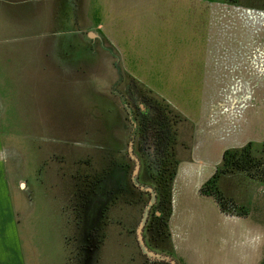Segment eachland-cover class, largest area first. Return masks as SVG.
I'll use <instances>...</instances> for the list:
<instances>
[{
	"label": "rangeland",
	"instance_id": "obj_1",
	"mask_svg": "<svg viewBox=\"0 0 264 264\" xmlns=\"http://www.w3.org/2000/svg\"><path fill=\"white\" fill-rule=\"evenodd\" d=\"M124 1L120 0L126 3L123 7L119 4L114 7L113 0H105L104 15L107 17V9L115 11V15L110 24L106 20L104 24L103 0H0V86L6 100L0 99V104L5 103L10 120L3 125L10 138L6 149L12 168L10 176L15 194L26 202L24 214L27 211L29 216L25 224L30 244L41 255L40 248L47 242L48 234L53 233L58 243L53 244L55 250L48 252L55 259L62 237L67 233L73 239L70 253L73 264L79 263L76 254L80 257L81 251L77 245L82 246L84 241L80 243L78 239L80 235L84 238L86 231L99 244L84 253V264H158L148 261L137 242V227L151 196L131 184L134 157L140 159L136 177L156 194L144 231L151 247L152 236L166 235L161 213L166 214L167 204L162 197L158 202L156 185L150 177L152 166L158 165L154 158H148L145 146L139 144L136 128L141 111L138 107L142 111L146 108L136 94L170 105L180 116L172 127L176 134L173 153L178 165L193 163L194 158L201 165V170L197 169L200 178L191 168L180 169L177 165L173 181L179 172L184 177V169L192 171L189 172L194 181L180 182L175 188L179 198L175 217L172 219L171 214L168 221L170 235V226L174 233H183L181 214L187 215L190 221L198 208L210 209L195 197L203 195L201 189L206 183L198 191L195 184L199 179L210 178L206 177L213 173L212 167L223 149H239L252 143L257 156L264 149V78L260 75L255 81L251 68L248 75H243L251 85L252 103L248 102L245 109L236 105L231 115L230 110L218 105L228 100L230 92L217 91L228 88L225 83L230 79V60L226 58L229 52L222 47L231 45L238 54L242 40L264 42V0H238L237 5L227 4L231 0H184L185 4L202 5L201 34L210 40L209 45H201L211 61L206 72L216 83V91L210 92L161 89L160 44H148L150 36L146 35L151 33L152 21L158 28L160 22L152 20L147 11L139 10L137 0ZM142 1L152 4L153 0ZM99 9L101 13L97 12ZM165 14L171 18V13ZM182 14L187 23L191 14ZM247 22L253 23L254 28L246 31ZM89 33L95 37H89ZM213 43L217 44V51L210 46ZM155 47L159 51L152 53ZM253 47L256 45L252 44L247 52L250 59L251 53L256 52ZM214 55L218 59L216 66ZM232 61L237 64L240 59ZM132 81L135 85L130 86ZM207 145L214 146L212 152ZM104 171L109 174L107 178L103 174L108 181L105 190L114 188L118 181L120 186L115 187L119 193L106 210L104 225L99 227L92 225L101 206L96 204L99 199L83 214L82 204L77 205L75 195L84 185L83 175L95 179ZM223 186L231 190L230 182ZM184 195L188 196L186 203L181 199ZM248 196V191L242 192L235 200L245 204ZM206 198L216 205L214 198ZM86 216L94 220L91 222Z\"/></svg>",
	"mask_w": 264,
	"mask_h": 264
},
{
	"label": "crops",
	"instance_id": "obj_2",
	"mask_svg": "<svg viewBox=\"0 0 264 264\" xmlns=\"http://www.w3.org/2000/svg\"><path fill=\"white\" fill-rule=\"evenodd\" d=\"M140 1L142 0H137L138 3L135 4L138 9H141L142 12L147 11L152 20L160 22L159 29L156 23H153L150 19L152 30L151 33L146 32V35L150 36L148 44H160L159 76L161 89L166 92L174 90L183 92L216 91L214 79H211L210 73L207 74L206 72V68L209 67L211 61L208 60L210 57L208 52H205L206 48L202 45L206 43L209 45L210 37L206 39L207 36L203 35L202 37L201 34L200 9L202 5L185 4L184 0H160V4L157 3L158 0H153L152 4H145ZM113 2L114 7L118 4V6L123 7L126 4L120 3V0H113ZM129 2L131 0H128L127 3ZM105 5V0H103L102 17H105L103 22L106 20L110 24L114 19L115 11L112 10L111 12L107 9L108 14L106 17L104 15L106 12ZM97 12L101 13L100 9ZM165 12L171 13L170 19ZM183 12L191 14L187 23L186 18L183 17ZM155 16H157V19ZM254 26L253 23H245L246 31L251 27L254 28ZM158 34L160 35L158 36ZM157 37L160 38L156 39ZM251 41L242 40L243 43L240 42V48L237 50V52L239 51L238 54L234 53L231 45L225 48L222 47V50L226 49L225 52H229V57L226 58L230 60V64H228L230 79L227 84L225 83L228 88H219L217 91H229L230 95L227 97L228 100L225 101L226 104L224 102L218 105L225 107L226 111L230 110V115L236 105V108L245 109L249 106L248 102L252 103V101L250 102L251 85L246 79L244 80L243 75H248L251 68V72L253 70L252 75H255V81L256 77L260 75L264 78V42L259 43L257 39H251ZM252 44L256 45V47L251 48L256 52L251 51L250 59L247 52ZM210 46L214 51H217V44H210ZM158 51V48H152V53ZM216 56L213 57L214 66H216V60H218ZM235 58L240 59V62L234 64L232 60ZM248 60H250V63ZM175 85L178 87H174ZM3 92L0 86V99L6 102ZM3 102L2 104L5 105ZM4 105L0 104V264H73L72 258H70L73 239L69 238L67 233L62 237L64 240L60 243V252L55 259L51 258L54 254L48 252L55 250L53 244L58 243L57 239L53 238V233L48 234L47 242H45L44 247L40 248L41 255L37 247L34 249L33 245L30 244L25 224V218L29 216L27 211L24 214L26 202L21 196L15 194L14 180L10 176V169L12 171V168L7 157L8 151H6L9 147L10 138L3 127L4 124L10 123V120H8V108ZM209 146L207 145V149L212 152L214 146H210V148ZM223 151L224 149L218 162L212 167L211 173H215L221 165L222 155L225 152ZM197 162V159L194 158L193 163H179L178 168L189 167L199 177L201 174L197 169L201 170V165H198ZM189 171L191 170L186 171L184 169L182 171L184 177L179 176V172L178 177L173 181L172 219L175 217V208L178 204L177 198H179L175 188L180 182L191 184L194 181L191 179L192 173ZM213 173L206 178H211ZM208 179L197 181L195 184L197 191ZM198 195L195 196L196 199L202 200L210 209L206 210L205 207L204 210H201L198 208L193 212V218L190 221L187 215L181 214L180 221L183 224L181 231L183 233H174L170 226V238L172 237L170 254L177 264H264V184L252 185L248 189V200H245V204H243L248 208V215L242 217L223 214L217 203L213 206L211 201L206 198L207 196ZM181 199L183 203L189 201L188 196L185 197V195ZM42 254H46V256L43 257Z\"/></svg>",
	"mask_w": 264,
	"mask_h": 264
},
{
	"label": "trees",
	"instance_id": "obj_3",
	"mask_svg": "<svg viewBox=\"0 0 264 264\" xmlns=\"http://www.w3.org/2000/svg\"><path fill=\"white\" fill-rule=\"evenodd\" d=\"M229 2L227 4H238V0H231ZM132 85H135V82L132 81L130 86ZM136 98L146 108L145 111H142L138 107L141 111L136 128L140 135L139 144L145 146L148 158H154V163L158 165L152 166L150 177L156 185L158 202H160L159 199L162 197L166 200L167 204L166 214L161 213V217H164L163 227L166 235L161 238H154L152 236L151 243L154 248L167 254L166 261H168V264H177L176 260L170 255L172 247L168 221L172 214V182L178 165L173 153L176 134L172 131V127L173 123H176L175 119H179L180 116L174 113L170 105L165 102H159L150 97L137 94ZM253 147L252 143H248L239 149L226 150L216 173L201 189L203 195L214 198L220 210L225 214L248 215V208L243 204L237 203L235 196L237 197L239 193L247 192L252 185L264 184V149L262 151L263 154L257 156L253 153ZM105 170L107 172L112 171H109L107 168ZM107 172L104 171L102 175H96L95 179L89 177L87 174L82 176L85 179L83 180L84 185L80 186V189L76 192L75 202L77 205L82 204L81 211L83 214L87 211L88 206L92 205V202L99 199L97 198V194L108 183L105 177L103 178V174ZM105 176L107 178L109 174H105ZM229 182L231 183V190H228L225 186L222 187V184L228 186ZM75 214L77 215L76 212ZM156 217L158 218V216ZM83 223L84 220L82 219ZM78 228L81 230L83 227L79 226Z\"/></svg>",
	"mask_w": 264,
	"mask_h": 264
},
{
	"label": "flooded vegetation",
	"instance_id": "obj_4",
	"mask_svg": "<svg viewBox=\"0 0 264 264\" xmlns=\"http://www.w3.org/2000/svg\"><path fill=\"white\" fill-rule=\"evenodd\" d=\"M97 38H98V36H97ZM136 148V147H135ZM136 151H137V149H136ZM139 161H140V159H139ZM140 174H141V172H140ZM214 176V175H213ZM212 176V177H213ZM136 179H137V182L140 184V185H143L142 183H140V181H139V178L138 177H136ZM211 179V178H210ZM209 179V180H210ZM208 180V181H209ZM207 181V182H208ZM206 182V183H207ZM131 184H132V186L135 188V189H138L139 191H141V192H145V191H142L136 184H135V182L133 181V178L131 179ZM118 186H120V183H119V181L116 183V185H114V188L113 187H110L109 189H107V190H105V188L104 189H102L101 191H104V192H101L100 194H99V196L100 197H102L101 199H100V197H97V198H99V200L97 201V205L99 206V205H101L100 207H99V213H98V215H97V217L95 218V220H94V217H90V221L92 222L93 220H94V222H95V224L93 223L92 225H98L99 227H101L102 225H104V221H105V214H106V210H107V208H108V206H109V204L116 198V195L119 193V192H116L115 191V187H117L118 188ZM143 186H146V185H143ZM145 193H148V194H150L149 192H145ZM98 195V194H97ZM151 196V195H150ZM103 200H105L104 202H103ZM86 213V212H85ZM150 213H151V210H150V212H149V215H150ZM158 214V213H157ZM149 215H148V219H149ZM84 216V215H83ZM87 217V216H86ZM89 217H87L88 219H89ZM148 219H147V221H146V224L148 223ZM146 224H145V227H144V229H143V238H144V242H145V244H146V246L148 247V249L149 250H151V251H153V252H155V253H157V254H159L160 256H162V257H165V259H159V258H150V257H147L146 255H144L143 253V255L148 259V261L149 262H155V263H160V264H162V262H164V263H167L168 264V261H166V255L167 254H165V253H163L162 251H159L158 249H156V248H154L153 246L151 247L150 245H148L147 244V242H146V237L144 236V231L146 230L145 228H146ZM91 225V226H92ZM91 226L89 227V228H91ZM83 230H85L84 228H82ZM81 229V230H82ZM92 229V228H91ZM82 232H84V231H82ZM85 233V236H84V238L82 237V239H81V236H83V235H80V237H79V239H78V242H80V243H83V241H84V243L82 244V246H80V251H81V255H80V257H78V254H76L77 255V258H78V260H79V263L80 264H84L85 263V259H84V257H83V255H84V253H86L87 251H90V249L91 248H94V247H98V242L99 241H97V244H95L94 243V240H95V238L94 239H91V237H90V232L89 231H86V232H84ZM78 236H79V234H78ZM77 241V240H76ZM138 242V241H137ZM86 245V246H85ZM87 245H89V248H87ZM85 246V247H84ZM79 246L77 245V248H78ZM140 248V247H139Z\"/></svg>",
	"mask_w": 264,
	"mask_h": 264
},
{
	"label": "water",
	"instance_id": "obj_5",
	"mask_svg": "<svg viewBox=\"0 0 264 264\" xmlns=\"http://www.w3.org/2000/svg\"><path fill=\"white\" fill-rule=\"evenodd\" d=\"M89 37L94 38L95 37V34L94 33H89ZM134 160H135V170H134L133 177H132L133 178V181L135 182V184L142 191L149 192L150 195H151V198H150L148 204L146 205V207L144 209L142 218H141V220L139 222V225L137 227L136 234H137L138 245L140 247L141 252L144 255H146L147 257L165 259V257H162L159 254H157V253L149 250L148 247L146 246L145 242H144L143 229H144L145 224H146V221L148 219V215H149L150 209L152 208V206L154 205V203L156 201V194H155V191L151 187H147V186L140 185L137 182L136 176H137L138 171L140 169V164H139L138 159H136L135 157H134Z\"/></svg>",
	"mask_w": 264,
	"mask_h": 264
}]
</instances>
